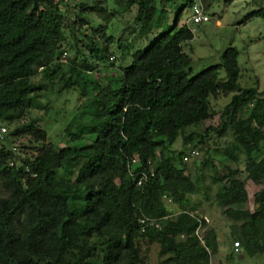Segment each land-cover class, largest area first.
<instances>
[{"label":"trees","instance_id":"1","mask_svg":"<svg viewBox=\"0 0 264 264\" xmlns=\"http://www.w3.org/2000/svg\"><path fill=\"white\" fill-rule=\"evenodd\" d=\"M113 1L137 8L143 41L161 33L102 84L90 77L89 62L107 63V47L84 37L90 61L59 62L66 52L65 30L80 28L85 5L77 6L78 24L69 25L60 5L74 2L0 0V125H15L11 139L30 138L24 154L16 153L12 140L0 149V264H146L144 243L159 246L160 264H210L218 230H207L194 214L190 197L200 192L198 180L186 173L184 152L171 148L178 139L186 144L191 139L186 131L212 118L211 100L220 96L231 98L217 133L230 131L233 137L223 160L238 164L243 158L246 180L262 188L253 196L254 211L243 210L248 194L242 172L225 165L226 174L219 177L210 162L211 181L218 185L215 201L231 222L239 256L263 255L264 92L239 85L235 49H228L219 65L192 76L183 46L193 33L186 24L177 27L183 6L191 10L200 1L208 9L220 0ZM250 1L258 7L250 16L264 20V0ZM169 7L176 9L173 27ZM73 38L70 48L81 55V39ZM36 76L39 86L32 81ZM56 84L62 85L57 95L78 88L79 97L87 98L80 114L87 122L68 124L64 147L46 143L47 132L37 120L21 123L31 110L47 109L37 98ZM83 139L90 144L76 145ZM134 157L139 164L130 173ZM141 174L147 178L138 186ZM169 206L179 211L173 215ZM147 219L158 228L140 224ZM199 225L206 230L203 244L195 234Z\"/></svg>","mask_w":264,"mask_h":264},{"label":"rangeland","instance_id":"2","mask_svg":"<svg viewBox=\"0 0 264 264\" xmlns=\"http://www.w3.org/2000/svg\"><path fill=\"white\" fill-rule=\"evenodd\" d=\"M178 3L184 5V0H178ZM80 4L86 6L82 14L84 22L80 28L73 26L71 30H65L66 42L62 46V51L67 53V65L72 61H74V64L79 65L82 64L84 59L90 61L84 48L88 40H84V37L99 46L107 47V63L95 64L89 62V65L93 68L90 77L102 84L105 82L106 77L128 65L133 53L138 49L147 48L161 33V31L155 32L148 40L143 41L138 37L137 25L135 24L137 8L134 6L121 8L113 0H80L78 4H61L60 10L65 14L69 25L74 22L78 24L79 21L76 15L79 13L77 6ZM169 10V26L173 27L176 9L172 11L169 7ZM257 10L258 7L253 5L250 0H233L229 3L226 0H220L208 9L205 8L210 21L197 26L190 24L193 39L183 46L184 52L191 58V75L195 76L212 66L219 65L222 55L228 49H235L238 53L239 85L242 88H257L259 92H264V20L250 16ZM190 16V9L183 6V11L179 14L177 27L179 28L188 22ZM73 35H77L81 39L79 46L82 54L78 56L70 48L74 44ZM104 37H111L114 42L108 44ZM64 71L67 72V69L65 68ZM224 78V70H221L219 79ZM81 80L79 79V84H82ZM32 81L37 86L42 84L39 76H36ZM61 86V84L48 85L41 90L37 101L46 106L47 109L31 110L21 123L37 120L47 132L46 143L58 144L59 147H64L68 145L64 137V130L68 124H72L74 128L77 124L87 122L85 118L80 117L87 98L85 96L79 97L78 88L74 89L75 91H61L57 95L56 92L59 91ZM230 98L220 96L211 100L212 118L197 128L188 129L186 134L191 139L186 144H183L182 139H178L171 149L177 154L183 151V157L190 151L196 152L195 156L188 162H183L186 166V173L193 180H198L200 189L199 193L190 197L191 203L197 206L194 214L207 219V230L213 227L218 228V250L211 256L210 264H264V254L251 259L246 256H239L242 255L240 247L238 254L234 252V237L230 229L231 222L224 217L222 214L223 208L219 207L215 201L218 185L213 184L211 181L214 176L211 163L214 165L215 172L219 177L226 174L225 165L242 172L240 178L244 181L248 194V201L241 207L243 210L254 211L253 196L262 188L246 180V175L243 173V158L238 164L227 163L223 160L224 151L232 143L233 137L230 131L220 137L217 130L220 125V115L223 108L229 103ZM0 128L7 130L4 139L0 140V149L6 146V139L12 140L11 146L16 150V153L19 155L24 154L23 146L28 145L30 138L25 136L11 139L10 133L15 125L2 124ZM89 144V140L86 139L76 143V145L83 146ZM27 153L32 154L31 151ZM257 157H260V155ZM167 205H170V203L167 202ZM171 207L170 211L175 215L179 210ZM205 231L199 233L201 239L204 238ZM141 249L146 258V264H160L158 245H146L144 243L141 245Z\"/></svg>","mask_w":264,"mask_h":264},{"label":"built area","instance_id":"3","mask_svg":"<svg viewBox=\"0 0 264 264\" xmlns=\"http://www.w3.org/2000/svg\"><path fill=\"white\" fill-rule=\"evenodd\" d=\"M80 0H64L65 3H70V2H74V3H78ZM191 12V16L188 19V22H186L185 24L188 26V28L190 29V24L191 25H201L203 23H208L210 21L209 16L207 15L203 5L201 4L200 1H197L191 8L190 10ZM191 30V29H190ZM67 60V54L66 52H64L60 58H59V62L61 63H65ZM7 134V130L5 128H0V140H3L5 135ZM195 151H190L186 156L183 157V161L184 162H188L191 158H193L195 156ZM139 164V159L138 157H134L131 161V164L129 166L130 168V173H132L131 168L137 166ZM146 175L145 174H141L137 185L140 186L145 180H146ZM204 221L206 222V224L208 223L207 219L204 218ZM140 224L144 225V224H148L150 226H155L156 228H158V225L155 224V222L153 220L149 221L147 220H140ZM204 229L201 227V225H199L197 231H196V236L199 238V240L201 241V243L203 244V239H201L199 237V233L203 232ZM234 252L238 254L239 252V245L238 243H234Z\"/></svg>","mask_w":264,"mask_h":264},{"label":"crops","instance_id":"4","mask_svg":"<svg viewBox=\"0 0 264 264\" xmlns=\"http://www.w3.org/2000/svg\"><path fill=\"white\" fill-rule=\"evenodd\" d=\"M218 229V228H217Z\"/></svg>","mask_w":264,"mask_h":264}]
</instances>
